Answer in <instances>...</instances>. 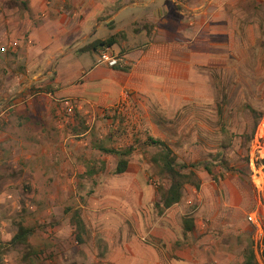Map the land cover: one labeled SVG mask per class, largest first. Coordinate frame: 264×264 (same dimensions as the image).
Here are the masks:
<instances>
[{
    "label": "crops",
    "instance_id": "1",
    "mask_svg": "<svg viewBox=\"0 0 264 264\" xmlns=\"http://www.w3.org/2000/svg\"><path fill=\"white\" fill-rule=\"evenodd\" d=\"M120 1L0 0V106L7 108L0 120L9 123L8 129L0 128V141L16 156V162L24 158L21 164L28 166L18 180L11 174L3 179L0 172L2 240L8 244L20 229L27 232L25 242L16 244L6 262L246 264L242 251L236 253L218 242L210 244L211 234L204 236L194 218L186 216L185 188L189 185L179 203L164 209L162 196L171 185L168 177L169 183L157 190L145 177L146 160L128 177L138 147L130 120L136 117L139 125L147 122L155 132L160 131L156 124L164 120L158 110L170 119L191 105L195 96L204 97L210 70L227 59L225 24L236 15L237 0L222 3L216 9L223 12L218 19L211 15L209 2L194 21L163 16L155 8L147 16L153 29L146 44L126 50L128 42L121 44L117 39L113 47L96 50L98 43L109 39L99 37L102 29L116 33L112 26L123 20L134 26L142 18L139 12L144 11L146 0H124L115 9ZM215 21L218 25L213 27ZM141 27L136 40L150 34L146 25ZM106 49L127 60L128 68L98 64ZM125 91L130 97L125 108L117 110ZM6 94L10 97L3 103L1 97ZM69 108L77 109L78 117L86 120L84 129L75 127L79 125L75 117L71 118L73 126L67 127L63 112ZM106 116L111 122L125 118L129 130L122 135L114 127L97 137L93 125ZM111 138L117 141L113 145L108 144ZM148 138L154 137L143 140L145 148L158 147L146 145ZM102 148H133L124 157L127 171L118 174L120 157ZM158 148L157 163L163 171V150ZM39 156L44 157V164ZM16 167L17 172L22 168ZM25 179L33 185L31 195L24 188ZM84 186L94 192L84 197L80 191ZM201 188L204 199L206 185L202 182ZM186 219L194 222L191 231L185 227ZM36 236L40 242H35Z\"/></svg>",
    "mask_w": 264,
    "mask_h": 264
},
{
    "label": "rangeland",
    "instance_id": "2",
    "mask_svg": "<svg viewBox=\"0 0 264 264\" xmlns=\"http://www.w3.org/2000/svg\"><path fill=\"white\" fill-rule=\"evenodd\" d=\"M123 1L117 3L115 9L122 6ZM176 2L146 0L144 11L139 12L142 18L136 25L129 26L127 20H123L112 26L116 33L110 29H102L99 37L106 39L116 35L121 44L123 40L128 42L126 50L135 44L142 46L151 39L153 27L150 28L152 24L147 16L155 8L160 15L170 14L183 21H194L202 7L210 4L211 15L218 19L223 12L216 9L226 0H176ZM235 6L236 15L233 14L225 24L226 46L223 49L227 59L223 63L219 62V68L210 70L211 81L208 91H204V97L195 96L191 105L179 109L170 119L166 113L158 110L157 115L164 120L156 124L160 131L155 132L153 126L147 122L139 125L137 120L135 121L136 117L130 120L134 144L138 147L131 158L133 165L128 177H133V174L138 172L136 168L140 166V162L146 160L149 165L147 164L144 174L149 183L156 186L157 190L160 186L167 185L169 183L167 176L157 163L160 148H145L143 140L151 136L167 141L174 150L179 164H200L195 171L202 185H206L204 199L201 197L202 188L201 192L193 185L186 186V216L194 218L196 228L203 232L204 236L211 234L210 244L218 242L226 248H233L236 253L242 251V256L253 249L256 262L264 264V0H237ZM226 11L229 12L228 9ZM141 25H146V30L150 34H147L144 40H136V32L142 29ZM217 25L218 22L215 21L213 27ZM116 50H119L118 45ZM195 93L197 95V92ZM9 97V94L1 97V102L4 103ZM124 97L129 99L130 94L125 91L116 105L117 110L125 108L122 105ZM3 110H6V107L0 106V113ZM76 110L71 113L68 110L63 112L67 118L65 123L67 127L73 126L71 118L75 117L79 123L75 127L80 126L84 129L86 120L78 117ZM106 112L108 114V111ZM6 114L7 117L10 116L9 113ZM108 120L111 119L106 116L101 123H94L92 129L97 137L105 136L108 130L114 127L120 128L122 135L129 130L125 118L120 121L114 119V122ZM134 122L136 123L133 124ZM8 125L9 123L0 120V128L8 129ZM109 140V145L117 142L112 138ZM97 142L101 144L100 140ZM4 144L5 142L1 140V178L5 179L11 174V178L18 180V175L28 166L21 164L22 161L24 163V158L16 162V156ZM56 157V155L51 157L55 163ZM39 162L44 164V157L39 156ZM203 162L207 164L202 165ZM18 164L22 166L19 172L16 167ZM207 166L211 169L212 175L207 171ZM92 168H95V165ZM100 171L102 170L96 172ZM23 184L31 195L34 191L31 181L25 179ZM80 191L85 197L91 195L94 188L84 186ZM250 215H256L259 227L249 221ZM40 240V237H35L36 243ZM0 242H3L1 232ZM13 249L14 247L6 250L5 255L0 257V264L12 262L6 260L15 252Z\"/></svg>",
    "mask_w": 264,
    "mask_h": 264
},
{
    "label": "trees",
    "instance_id": "3",
    "mask_svg": "<svg viewBox=\"0 0 264 264\" xmlns=\"http://www.w3.org/2000/svg\"><path fill=\"white\" fill-rule=\"evenodd\" d=\"M118 36H112L105 42H100L95 46V49L103 48V47H113L117 44ZM146 145L148 146H158L161 147L163 150L162 160L164 164V174L167 175V177L171 181V185L169 189L163 194L162 196V205L164 209H168L172 207L173 205L179 203L182 198V191L185 187V185H193L196 189H199L201 186V179L197 175L195 168L199 166L200 164H193V165H186V164H179L177 162V158L174 155L173 150L163 141L157 140L154 138H148L146 141ZM105 153L115 154L120 157L119 164L117 166L116 172L118 174H123L128 169V161L124 158L127 156L130 152L133 151V148H130L128 150H114V149H101ZM207 162H203L202 165H206ZM209 174L212 175L211 169L206 167ZM79 214L76 215V222L78 225H80L78 220ZM193 220L186 219L185 220V227L188 231H191L193 228ZM27 232L25 229H20L19 233L13 238V240L6 244L3 242H0V257L4 256L6 253V250L8 248H13L16 246L17 243H23L25 242ZM80 241V240H79ZM245 255L246 264H258L256 262V256L254 250H249L246 252Z\"/></svg>",
    "mask_w": 264,
    "mask_h": 264
},
{
    "label": "built area",
    "instance_id": "4",
    "mask_svg": "<svg viewBox=\"0 0 264 264\" xmlns=\"http://www.w3.org/2000/svg\"><path fill=\"white\" fill-rule=\"evenodd\" d=\"M98 64L106 65L110 68H119V69H126L129 66V63L127 62V60H125L121 56H115L113 53L109 52L108 49L102 51ZM127 101H128L127 97H124V99L122 100V105H126ZM13 105L14 104L10 102L9 108H13ZM4 111L5 110H3L2 112ZM68 111L70 113L72 112L70 108L68 109ZM248 219L251 223L259 227L256 215H250Z\"/></svg>",
    "mask_w": 264,
    "mask_h": 264
}]
</instances>
